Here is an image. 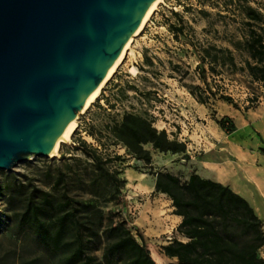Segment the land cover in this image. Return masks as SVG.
Listing matches in <instances>:
<instances>
[{"label": "rangeland", "instance_id": "1", "mask_svg": "<svg viewBox=\"0 0 264 264\" xmlns=\"http://www.w3.org/2000/svg\"><path fill=\"white\" fill-rule=\"evenodd\" d=\"M182 1L187 2V0H163L141 34L135 38L131 50L111 80L104 86L95 103L79 116L78 127L71 141L62 145L58 156L34 157L30 161L20 163L12 171L0 170V259L3 264H71L68 260L71 252L54 254L40 242L33 231L19 229L15 213L23 210L28 198L35 190L37 201L41 199L42 192L50 193L56 208L50 218L57 216L60 211L59 206L66 197L79 203L76 205L79 208L78 218L84 225L83 234L88 255L102 260L104 249L108 244L106 230L109 225L121 224L129 219L128 228H137L143 233L145 243L157 264L177 263L176 259L166 258L162 251L163 247L170 242L168 237H171L173 241L177 239L183 242L188 241L185 236L177 234L181 224L179 221L182 222V218L176 214L172 200L167 195L156 192L157 173L168 172L179 177L181 181H186L192 171L199 170V162L209 157L211 160L223 163V171L229 178L227 186L243 195L254 191L251 180L252 171H262L263 166L259 159L255 160L256 148L252 143L257 137L250 129L243 132L235 126L231 130V125H235L233 121H236L240 127L239 118L233 115L231 116L233 118L224 116L228 112L227 107L217 102L222 94L230 96L238 109L242 113L245 111L246 114L243 113V115L246 119L253 117L252 111L248 113L247 108H255L257 104L250 106L249 100L255 94L261 96L263 92L258 84L251 85L250 79L241 73H232L224 69L218 77L210 75L207 83L213 91L217 92L216 98L203 81L199 84L193 75L186 77L185 74L189 73L187 69L191 66L186 62L175 64V67L179 69L175 71L186 77L183 85L189 89L196 100L204 103L209 109L210 117L208 115L201 117L194 108L186 106L194 113L199 126L214 128V122L217 123L218 118L230 119L225 129L220 127L223 131L220 137H211L205 128L198 131L203 134L209 145L205 150H199V154L192 156L193 158L189 154L159 152L148 145L145 149L150 151L151 162L147 163L130 156L124 147L110 144L111 142L105 136L104 127L110 120L108 114L119 115L120 119V113L123 111L148 116L159 131H173L174 126L177 128L175 121L172 122L174 114L171 109L156 100L157 90L168 87L164 82L159 81L161 79L159 74L157 77L154 76V80L140 76L136 61L140 63L141 49H149L144 48V44L141 46L143 41L146 42V46L151 45V40L159 42L160 29L156 27H160L159 24H163L165 19L176 21L170 13L180 10L176 3ZM192 3L200 5L202 9L210 13V17L196 14L198 22H194L195 28L188 30V35L191 36L195 45L193 51L197 53V56L202 54L203 49L209 45L217 46L224 43L226 35L241 38L242 18L235 17L234 14L227 15L222 11V0H192ZM250 5L264 12V0H250ZM222 15H227L226 21L221 18ZM223 22L228 25L227 28L224 27ZM142 37L146 40L141 39ZM156 37L159 38L158 41ZM173 47L176 46L173 45ZM168 49L173 50L170 47ZM236 57L237 62L241 63L239 54H236ZM119 83H122L124 93L115 91V85ZM128 86H139L145 95L140 96L143 100H139L133 94L134 90ZM180 96L182 95L177 94L173 96V99L184 105L182 100H179ZM126 99H129L131 104L126 103L127 109L120 106L119 114L109 109V103L117 105L121 104V100L125 102ZM229 107L232 111L231 105ZM89 132L96 133L98 138L91 137ZM252 134L255 137H252ZM191 137L194 138L192 134ZM99 138L102 139L101 142ZM81 140L90 145L92 152L95 150L104 159L113 161L106 167L111 171H118L119 178L126 181L119 191L115 189L107 176L96 168L91 157L83 154L81 150H73L72 147L78 146ZM193 141L196 140L191 142ZM194 143L193 147L199 148L197 142ZM261 151L264 155V149ZM115 157L120 158L115 159ZM189 160L193 162L189 163ZM242 161L246 162L245 166L238 165V163L242 164ZM61 173L65 174V179L58 186L56 181ZM133 234L139 239L135 230ZM70 240H73V235H70ZM261 255L264 256V248Z\"/></svg>", "mask_w": 264, "mask_h": 264}, {"label": "trees", "instance_id": "2", "mask_svg": "<svg viewBox=\"0 0 264 264\" xmlns=\"http://www.w3.org/2000/svg\"><path fill=\"white\" fill-rule=\"evenodd\" d=\"M222 1V11L242 18L241 38L235 35L224 37V41L233 47L242 62H237V57L230 48L209 45L202 51L200 76L207 83L209 73L218 76L227 69L247 76L251 85L258 84L264 89V12L251 6L250 0ZM201 14L210 17L207 11H202ZM172 15L177 18L180 16L177 12ZM227 15H222L221 18L226 21ZM227 26L224 23V27ZM177 31L182 32V28ZM145 62L152 64L147 57ZM205 64H208V69L204 67ZM117 87L118 85L115 86ZM206 87L214 97L218 96L208 83ZM128 88L138 90L136 86ZM118 91L125 92L122 88ZM260 97L255 94L249 100L250 106L257 104ZM219 98L238 109L230 96L222 94ZM109 106L112 111L116 108L112 103ZM251 108L253 107L247 109ZM108 117L110 120L104 127L107 140L112 145L124 147L132 157L150 163V151L145 149L148 145L163 153L187 154L186 144L171 139L165 130L159 131L146 115L125 111L120 119L119 115L108 114ZM229 120L225 117L217 123L225 129ZM234 128L235 125L232 124L230 129ZM88 134L93 138L97 137L94 132ZM101 140L99 138L100 142ZM104 147L106 148L105 145ZM72 148L91 157L96 168L107 176L117 191L125 184L126 181L119 178L118 171H111L106 167L113 161L104 159L95 150L92 152L86 141L81 140L78 146ZM117 158L120 157H115ZM156 177V192L165 194L172 200L176 214L182 217L178 231L188 239L187 242L174 240L164 246L162 250L168 258L176 259V264H264V256L261 255L264 248V225L248 200L229 186L204 179L196 173H192L186 181H181L168 172L157 173ZM64 179L65 174L61 173L56 184L61 185ZM35 192L37 191L30 195L23 210L15 213V216L19 229L33 231L52 253L71 252L68 257L71 264H157L145 243L143 233L137 228H128L129 219L121 224L109 225L106 230L108 244L102 260L88 255L84 225L78 218L79 208L76 205L79 203L66 197L59 206L57 216L50 218L51 213L56 210L50 193L42 192L41 199L37 201ZM133 230L139 239L135 237ZM70 235H73V240H70ZM0 264H3L1 259Z\"/></svg>", "mask_w": 264, "mask_h": 264}, {"label": "water", "instance_id": "3", "mask_svg": "<svg viewBox=\"0 0 264 264\" xmlns=\"http://www.w3.org/2000/svg\"><path fill=\"white\" fill-rule=\"evenodd\" d=\"M157 0H0V170L49 157Z\"/></svg>", "mask_w": 264, "mask_h": 264}, {"label": "crops", "instance_id": "4", "mask_svg": "<svg viewBox=\"0 0 264 264\" xmlns=\"http://www.w3.org/2000/svg\"><path fill=\"white\" fill-rule=\"evenodd\" d=\"M187 2L182 1L180 3H176V6L180 8V10L176 11L177 13L180 14L179 18L174 17L172 15L173 12L170 13L173 19L175 18L176 21H173L172 19H165V22L163 24L158 23L160 25V27H156V29L158 30L160 29L159 30L160 40L158 43L156 41L151 40L150 42L151 45L146 46V42L143 41L141 46L144 44L143 45L145 46L144 48L147 47L149 49L140 50L139 54L141 56V59H140V63L136 61L137 64L136 68L140 76H145L151 78L152 80H154V76L157 77L159 74L160 75L159 77L161 78L159 81L165 83V85L168 87L167 88L168 91L171 93L172 96L181 94L182 96L179 97V100H182V103L185 106L189 108L191 107L194 108V111L201 117L205 115H208V117H210L209 109L206 108V105L196 100V98L191 94L189 89H187V87L183 85V82H185V78L190 77L191 75H193L195 79H197L199 84L200 81H203V84L206 85V82L200 76V69H199V66L201 65L202 54L200 53V55L197 56V53L193 51V48L195 46L193 45L194 41L191 40V36L188 35V30H191V28H195L194 22H198L197 18L195 17L196 14L199 13L201 14L202 11H206V10L202 9L200 5L199 6L194 5L192 3V0H187ZM179 28H182V32L177 31ZM156 33L158 34V31H156ZM145 36L147 39V35ZM144 37H142L141 39L146 40ZM159 38H157V41ZM214 42L217 43L216 40H214ZM173 45H175L176 47H173ZM168 47L172 48L173 50L168 49ZM216 47H228L234 52L235 56L237 54L233 49V47L228 42L224 41V43H221ZM162 49H164L165 51ZM145 57L151 60L152 62L151 65L145 62ZM183 62H186L187 65L191 66L190 68L187 69L189 70V73H186L185 78H184L185 75L182 76L180 75L179 72H176L179 69L175 67L176 63L183 64ZM204 67L208 69V64H205ZM210 75L212 74L210 73L208 74L207 81H209ZM212 77H215V75H212ZM122 87H123L122 83H119L115 91H118L119 88ZM136 87L138 90L134 91L133 94H135L139 98V100H143L140 97L144 95L143 90L139 86ZM261 89L263 93L259 98L257 106L255 108H251L248 110V113L252 111L253 114L252 118L247 117L246 119V116L243 115L245 111H243L242 113L241 110L239 109L236 110V108L235 109L232 108V105H231V109H232L231 111L229 107L230 105H228L227 102L223 100H218L217 102L222 105L224 104V106L227 107L228 112L224 116L233 118L231 117L233 115L239 118L240 127H238L236 121H233L235 123L236 128H239V130L243 132H246V130L250 129L252 133H254V135H256V137L258 138V139L257 138L254 139L252 144L256 148L255 160L259 159L263 163L262 171H256V170L252 171L251 180L253 181L252 182L254 188L253 192L247 193L245 195L240 193L238 194H240L246 200H248V202L255 209L256 213L258 214L264 225V155L261 151L262 149H264V89L263 88ZM126 103L131 104V102H129V99H126L125 102L121 100V104H117L113 112L119 114L120 112L119 107L122 106L126 108L127 107ZM124 112L125 111H123V113ZM123 113L120 114L123 115ZM218 120H221V118H218ZM214 123H215L214 128L210 126L209 128L201 127L199 126L200 124L198 123L197 129L198 131L200 130L202 131V128H205V130H207V132L210 133L211 137L214 136L215 138L220 137L221 134H223V131L216 122ZM254 135L252 134V137H255ZM193 136L194 138L191 137V139L197 140V136L196 135ZM244 160H247V158H244ZM192 162L191 160H189V163ZM208 162H210L211 164L210 165L207 164ZM199 163H200L199 170L192 171L189 174V176L192 173H196L204 179L213 180L222 183L224 185L229 184V178L228 176H226V174L223 171L224 168H223V163L221 161L211 160V158L208 157L206 159L205 158L202 159V161H200ZM238 165L245 166L246 162L244 163V161H242V164L238 163ZM179 223H181V221H179ZM164 256L168 258L165 254Z\"/></svg>", "mask_w": 264, "mask_h": 264}, {"label": "built area", "instance_id": "5", "mask_svg": "<svg viewBox=\"0 0 264 264\" xmlns=\"http://www.w3.org/2000/svg\"><path fill=\"white\" fill-rule=\"evenodd\" d=\"M156 100L160 101L162 105H165L166 107L171 109L172 113L174 114V120L172 122L174 123L175 121V123L178 125L177 128H175L174 126L173 131L165 130L169 135V137L171 138L172 136L171 139H177L179 142L186 144L187 154H189L191 158L199 154L200 152L199 150L201 151L205 150V148L209 145V143L204 139L202 133H198V129H197L198 121L194 113L190 109H188L185 105L178 103L177 100L175 101V99H173V96L168 91V89H162V90L158 89L156 94ZM191 134L197 136L196 142L199 148L195 149L193 147L195 143L194 141L191 142L192 141ZM177 234L183 236L182 234L179 233V231H177ZM167 239L170 241L167 244L172 243L173 240L171 237H168ZM177 240L181 241L179 239Z\"/></svg>", "mask_w": 264, "mask_h": 264}, {"label": "bare ground", "instance_id": "6", "mask_svg": "<svg viewBox=\"0 0 264 264\" xmlns=\"http://www.w3.org/2000/svg\"><path fill=\"white\" fill-rule=\"evenodd\" d=\"M162 2H163V0H157L151 6V8L149 9L146 17L142 21V23H141V25H140L137 33L129 41V43L127 44L126 48L124 49L123 53L121 54V56L119 57V59L117 60V62L113 65V67L108 72V74L106 75V77L104 78V80L102 81V83L99 85V87L92 94V96L88 100V102L85 105V107L83 108V110L79 113L78 117L74 120L73 125L61 137L59 143L57 144V146L55 147V149L53 150V152L50 154L49 157L53 158V157L58 156L62 145L71 141V138H72L74 132L76 131L77 127H78V119H79V116L81 114H84L92 106V104L95 103V101L97 100V98L101 94V91L104 88V86H106V84L111 80V78L116 73V71L118 70V68L120 67V65L123 63L124 59L126 58V55L131 50V47H132V44L134 43L135 38L138 37L141 34V32L143 31L144 27L146 26V24L151 19L152 15L155 13V11L158 9L159 5ZM133 71H135V69H133Z\"/></svg>", "mask_w": 264, "mask_h": 264}]
</instances>
